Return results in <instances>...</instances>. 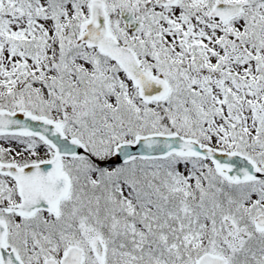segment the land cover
<instances>
[{"label": "snow or ice", "instance_id": "6c2138e0", "mask_svg": "<svg viewBox=\"0 0 264 264\" xmlns=\"http://www.w3.org/2000/svg\"><path fill=\"white\" fill-rule=\"evenodd\" d=\"M0 264H264V0H0Z\"/></svg>", "mask_w": 264, "mask_h": 264}]
</instances>
